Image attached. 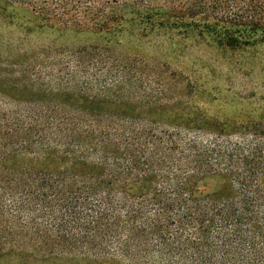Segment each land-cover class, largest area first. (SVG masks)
<instances>
[{"label":"trees","instance_id":"obj_1","mask_svg":"<svg viewBox=\"0 0 264 264\" xmlns=\"http://www.w3.org/2000/svg\"><path fill=\"white\" fill-rule=\"evenodd\" d=\"M18 10L107 39L72 48L67 81L32 69L14 95L0 77V245L13 264H264L258 140H210L204 120L168 124L157 102L162 121L143 116L110 83L76 79L128 26L264 47V0H0V13Z\"/></svg>","mask_w":264,"mask_h":264},{"label":"rangeland","instance_id":"obj_2","mask_svg":"<svg viewBox=\"0 0 264 264\" xmlns=\"http://www.w3.org/2000/svg\"><path fill=\"white\" fill-rule=\"evenodd\" d=\"M108 37L114 44L109 52L97 50L89 59H80L76 75L80 89L87 90L93 80L96 86L106 81L111 84L110 92L123 93L130 107L143 106V116L162 121L149 109L157 102L168 124L176 115L190 125L204 120L210 125V140H258L254 155L264 158V47L217 46L204 34L169 28L128 26ZM105 39L42 26L25 10L13 16L0 13V77L8 81L14 95L27 92L18 79L30 78L32 69L43 70L47 75L45 79L40 74L44 82L49 76L55 77L50 84L67 81L72 71V48L84 43L104 44ZM215 182L210 181L205 189L218 187ZM9 248L8 244L0 245V264H13Z\"/></svg>","mask_w":264,"mask_h":264}]
</instances>
